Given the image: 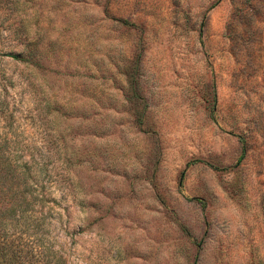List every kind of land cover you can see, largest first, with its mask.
Listing matches in <instances>:
<instances>
[{"label":"rangeland","instance_id":"rangeland-1","mask_svg":"<svg viewBox=\"0 0 264 264\" xmlns=\"http://www.w3.org/2000/svg\"><path fill=\"white\" fill-rule=\"evenodd\" d=\"M2 140L66 264H264V0H0Z\"/></svg>","mask_w":264,"mask_h":264},{"label":"trees","instance_id":"trees-1","mask_svg":"<svg viewBox=\"0 0 264 264\" xmlns=\"http://www.w3.org/2000/svg\"><path fill=\"white\" fill-rule=\"evenodd\" d=\"M15 61L21 54H9ZM5 140L0 142V264H66L52 248L48 235L54 229L55 198L49 193L50 174L45 166L34 167L35 160H21L10 154ZM31 161V162H30ZM18 252H22L18 254ZM10 254L7 259L6 255ZM18 256V257H17Z\"/></svg>","mask_w":264,"mask_h":264}]
</instances>
